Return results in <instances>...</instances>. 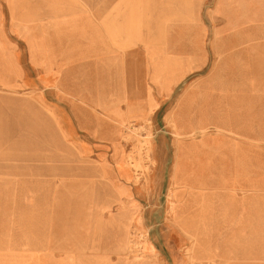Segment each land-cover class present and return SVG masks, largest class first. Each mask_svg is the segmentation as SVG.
<instances>
[{
  "label": "rangeland",
  "instance_id": "obj_1",
  "mask_svg": "<svg viewBox=\"0 0 264 264\" xmlns=\"http://www.w3.org/2000/svg\"><path fill=\"white\" fill-rule=\"evenodd\" d=\"M35 41L41 52L26 61L34 70L21 72L12 54L34 53ZM0 63L14 80L39 79L43 112L68 113L73 129L66 137L24 125L22 106L4 114L0 264H172L167 228L177 224L163 197L178 185L159 183L162 194L151 197L150 144L165 137L175 153L182 101L209 109L247 78L264 96V0H0ZM108 113L130 121L120 127ZM251 144L264 153V143ZM184 234L186 264H225L202 246L211 233Z\"/></svg>",
  "mask_w": 264,
  "mask_h": 264
},
{
  "label": "crops",
  "instance_id": "obj_2",
  "mask_svg": "<svg viewBox=\"0 0 264 264\" xmlns=\"http://www.w3.org/2000/svg\"><path fill=\"white\" fill-rule=\"evenodd\" d=\"M20 21L28 27L29 19L21 18ZM128 36V42L122 43L123 49L130 47L134 39L132 35L133 38ZM39 47L35 41L34 53L14 52L12 56L16 64L13 66L21 72L28 66L34 70L26 61L37 60V54L41 52ZM11 71L10 63H0V89L4 91V95H0V127L4 125V114H12L11 110L22 106L26 116L19 118V122L36 130L45 124V130H60L66 137L71 136L73 129L68 113L54 106L43 112L40 80L25 74L14 80ZM251 82L248 78L242 79L241 89H235L232 82L227 86L231 88L230 94L216 96L209 109L185 106L182 101L174 119L180 136L175 153L165 137L161 147L151 143L150 159L154 170L148 178L152 190L149 194L159 198L156 197L162 194L157 191L159 183L178 185L176 190L164 192L163 197L165 210L172 211L178 226L167 228L174 233L177 243L172 252L177 256L170 257L172 264L188 263L183 255L184 249L189 247L184 233L191 232L211 233L207 241L203 240L204 234L201 240L202 246L209 248L210 258L217 257L225 264H264V153L251 144L258 143L261 147L264 143V96L259 90L258 94L252 90L256 86ZM15 89L34 95L21 99L7 93ZM128 112L130 116L137 113L143 118L147 114L146 109L132 107ZM107 117L120 127L130 121L126 114L108 113ZM8 119L12 120V117ZM209 128L214 129L211 135L194 137ZM72 142L73 146L76 145L75 141ZM201 156H209L211 160H197ZM162 167L161 175L159 168ZM201 167L206 169L198 173ZM167 168L169 174L165 175ZM118 180L123 184L120 176ZM196 241H199L198 234Z\"/></svg>",
  "mask_w": 264,
  "mask_h": 264
},
{
  "label": "bare ground",
  "instance_id": "obj_3",
  "mask_svg": "<svg viewBox=\"0 0 264 264\" xmlns=\"http://www.w3.org/2000/svg\"><path fill=\"white\" fill-rule=\"evenodd\" d=\"M26 14V13H25ZM31 16H33L32 14L31 15H29L28 14V17H29V19H31ZM128 38H129V36H128ZM127 132V131H126ZM148 141H149V139H148ZM139 142V141H138ZM151 142V141H150ZM118 148V147H117ZM134 148V147H133ZM150 150H151V144H150V147H149V150H148V152H150ZM133 154H134V152H133ZM133 154H131V155H133ZM124 205V204H123ZM123 209V208H122ZM118 211V210H117ZM108 215V214H107ZM134 236V235H133ZM129 238H127L126 239V241L128 240ZM140 248V247H139ZM149 249H150V246H149ZM132 250V249H131ZM141 250V249H140ZM144 252L146 253L147 251L146 250H144ZM143 254V253H142ZM142 256V255H141ZM114 257V256H113ZM128 257H129V255H128ZM131 258V257H130ZM142 258V257H141ZM129 259V258H128ZM152 260V259H151Z\"/></svg>",
  "mask_w": 264,
  "mask_h": 264
}]
</instances>
